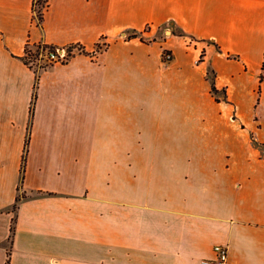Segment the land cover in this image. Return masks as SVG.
Returning <instances> with one entry per match:
<instances>
[{
  "label": "crops",
  "instance_id": "crops-1",
  "mask_svg": "<svg viewBox=\"0 0 264 264\" xmlns=\"http://www.w3.org/2000/svg\"><path fill=\"white\" fill-rule=\"evenodd\" d=\"M164 22L166 66L125 38ZM216 244L264 264V0H47L40 22L0 0V264H201Z\"/></svg>",
  "mask_w": 264,
  "mask_h": 264
},
{
  "label": "rangeland",
  "instance_id": "rangeland-1",
  "mask_svg": "<svg viewBox=\"0 0 264 264\" xmlns=\"http://www.w3.org/2000/svg\"><path fill=\"white\" fill-rule=\"evenodd\" d=\"M43 1L41 3L36 2L35 4V15L38 18V13L43 10ZM45 5V4H44ZM40 22V21H39ZM168 25L164 22L162 24H146L143 29L134 34H127L125 35V38H131L135 36H139V38L144 41V42H152V41H157L159 42V47H160V56H161V65L166 66L167 62L170 61L173 58V51L171 48H169L167 44V34H168ZM70 44L66 45L69 50H71L68 46ZM107 46L106 41L103 38H100L99 41L96 43L94 49L90 52H87L89 55L93 56L96 54L95 51H101L105 49ZM57 47V46H56ZM78 48V46H76ZM25 48L28 53L25 52V55L23 58L26 60L27 64L32 66V67H37V66H46L52 62L49 61L47 58L46 51L49 49V47L44 46L42 44H38L33 48H30L26 46ZM55 48V46L53 47ZM72 48V47H71ZM52 49V48H51ZM76 52H79L76 51ZM193 52V51H192ZM205 54L204 49H200L192 53L193 59L195 58V62L199 63ZM57 62V61H56ZM218 100V98H217Z\"/></svg>",
  "mask_w": 264,
  "mask_h": 264
},
{
  "label": "built area",
  "instance_id": "built-area-1",
  "mask_svg": "<svg viewBox=\"0 0 264 264\" xmlns=\"http://www.w3.org/2000/svg\"><path fill=\"white\" fill-rule=\"evenodd\" d=\"M36 1V0H35ZM69 50L67 46L55 47L47 49L46 54L50 62H66L71 56L78 51L76 46ZM98 53V51H95ZM95 55V54H94ZM229 248L224 244H216L214 246V257L211 259H203L201 264H228Z\"/></svg>",
  "mask_w": 264,
  "mask_h": 264
},
{
  "label": "trees",
  "instance_id": "trees-1",
  "mask_svg": "<svg viewBox=\"0 0 264 264\" xmlns=\"http://www.w3.org/2000/svg\"><path fill=\"white\" fill-rule=\"evenodd\" d=\"M41 1H43L44 4H45V5H44V4L42 3V5L44 6L43 9L46 7V5H47V0H36V1L33 0V10H34V11H35V4H36V2L41 3ZM42 13H43V10H41V12L38 13V14H39V15H38V20H39V21H41ZM44 46L49 47V49H51V48L53 49V47H54V46H48V45H44ZM73 46H78V50H79V52H86L85 49L83 48V46H81V45L78 44V43H72V44H70L68 47L71 48V47H73ZM26 49H27V48H25V52L28 53V52L26 51ZM23 61H24L25 63H27L26 60H25L24 58H23ZM15 208H16V204L13 206V209H15Z\"/></svg>",
  "mask_w": 264,
  "mask_h": 264
}]
</instances>
